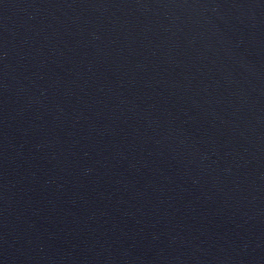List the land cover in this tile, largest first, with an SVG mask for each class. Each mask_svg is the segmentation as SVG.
<instances>
[{
	"label": "water",
	"instance_id": "1",
	"mask_svg": "<svg viewBox=\"0 0 264 264\" xmlns=\"http://www.w3.org/2000/svg\"><path fill=\"white\" fill-rule=\"evenodd\" d=\"M0 264H264V0H0Z\"/></svg>",
	"mask_w": 264,
	"mask_h": 264
}]
</instances>
